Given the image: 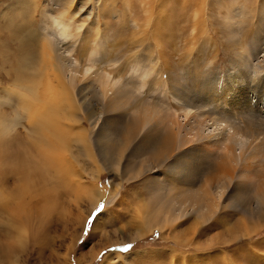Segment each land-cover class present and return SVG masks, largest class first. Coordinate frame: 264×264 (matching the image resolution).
<instances>
[{
	"label": "rangeland",
	"instance_id": "rangeland-1",
	"mask_svg": "<svg viewBox=\"0 0 264 264\" xmlns=\"http://www.w3.org/2000/svg\"><path fill=\"white\" fill-rule=\"evenodd\" d=\"M95 2L96 6H100L99 9L96 8L100 17L79 16V20L83 19L89 26L82 33L74 30L72 33L75 40L73 38L70 40L73 44L72 53L83 56L78 60V70L84 71L92 65L88 77H92V80L86 81L84 86L82 84L75 86L74 94L76 93L75 98L79 95L76 99L79 100L77 104H80L79 113L93 116V120L86 122L84 127L88 133L91 155L94 157L81 156L76 152L84 147V141L75 142L71 137L66 138L79 173L82 172L83 176L80 185L70 186L68 181H62L65 180V176L55 175L58 177L55 178L52 174L56 173L55 170L49 169L47 172V166L40 165L42 161L48 165L49 161L42 156L44 150L42 148L40 150L37 142L30 143L28 138L21 134L16 139L9 138L12 157L16 162L25 163L23 165L26 168L22 171L23 176L25 175L22 180L18 179L20 172H9L11 185L8 192L16 193L17 189L18 195L27 192V196L23 202L19 195L20 201H17L18 204L13 203L12 208L5 209L0 204V264H264V216L258 215L259 205L255 199L257 191L255 189L253 191L250 184L247 186L248 181L244 183L245 187L243 186V189L248 188L247 200L235 201L231 197L233 188L226 189L224 195L220 197V191L214 186L213 190L219 191V195L216 196L213 190L206 191L204 179L217 175L210 174L208 170L216 171L219 159L215 164L212 156L205 159L198 157L194 166L199 170L185 171L186 175L193 179L194 188L202 187L198 204L169 205L173 196H178L180 186L168 180L170 170L168 166L172 165V162L167 161L165 164L169 163L168 166H164L165 152L162 155L159 153L158 137L153 136V139H156L154 146L143 145L144 148L147 147L146 151H143L142 143L139 144V141L142 136H148V133L140 134L139 138L132 141L130 138L128 140V125L132 122L135 109L132 105L118 113L115 124L108 122L102 109L106 108V104H102L101 85L95 79V75H101L103 71L112 72L110 74L114 79L123 77L124 81L122 80L121 84H127L128 81L134 82L135 85L143 83L139 92L135 89L139 96L136 107H142L145 102L160 106L164 108V114L173 113L174 120L182 119L184 103L194 104V108L191 109H198L199 113L207 114V111L211 110L219 116L226 107H229V98L235 93L233 88L243 86L245 90L240 91L249 95H246V98H250L253 107L257 106L260 111L256 110L255 115L257 118L261 115L264 120V96H261L264 95V79H261L263 75L259 76L255 72V65L264 59V51L254 56L252 50L256 42L262 44L264 48V22L257 18L258 9L264 0H95ZM59 3L60 0H0L2 94L7 93L9 97L10 94H23L24 103L28 99L25 92L28 87L25 83H16L12 72L8 73V65H18L24 60L30 61L29 55L33 54L31 46L37 50L36 57L39 59L37 61H40L35 69L31 68L35 70L31 73L36 72L43 75V78L46 75L47 70L42 67L45 50L41 46L44 44L41 14L48 9L55 13L61 12L57 6ZM18 12L19 14L22 12L20 14L22 19L19 18ZM24 19H27L28 24H24L26 21L23 23ZM235 19L240 21V25L233 24ZM22 24L26 26L21 27ZM38 35L41 38L38 39ZM99 39L100 44H97ZM131 42L135 44L132 45ZM142 42L145 45H142ZM24 44H27V47ZM20 46L23 48L19 49ZM96 48L99 54L92 56ZM25 52H28L27 55ZM99 56L101 59L96 61V57ZM139 56L143 58L141 62L138 61ZM240 62L248 63L251 66V73L245 75L249 70L241 67ZM240 73L242 75L238 76ZM246 76L252 83H235L237 77ZM82 89L87 92V94L83 92L85 98L83 93L80 94ZM240 91L237 90V93ZM220 95L224 97L222 106ZM86 102H89V107H86ZM117 102L115 101V105L118 106ZM123 106H126L124 101ZM9 108L4 107L3 112L6 114L13 112V108ZM234 116L238 117L237 114ZM246 117L244 119L238 117L241 128L249 124ZM165 123L163 126L165 129L175 128ZM104 126L114 129L111 128L104 133L101 131ZM54 130L57 133L59 125L54 127ZM259 132L262 133L259 138L263 139L264 130ZM47 137L55 147L52 135L47 133ZM110 157L116 159L115 161L122 160V165L109 167L102 165L103 160ZM35 159L38 161H34ZM154 159H159V162ZM258 167L249 166V169L256 174L257 170L264 169V164H259ZM6 169L8 168L3 166L0 171L4 173ZM17 169L16 171H19ZM51 175L55 178L52 180L53 184L57 182L54 186L51 182L53 177L49 178ZM39 176L41 180L38 179ZM38 180L45 184L40 183L43 190L40 189ZM3 181L4 178H0L1 184ZM25 181L28 182L27 187L22 186ZM37 181L38 185L35 184ZM85 189L94 194L93 200L87 196V191L84 192ZM33 190L40 193L38 198H34L39 202H31L30 194ZM156 193H159V196ZM153 195L158 197H155V202ZM243 195L244 191L241 196ZM41 198L43 201L45 199V203L41 202ZM246 206L255 209L256 215L250 216L245 209ZM150 220L151 225L148 226ZM23 234L24 246L13 252L12 240Z\"/></svg>",
	"mask_w": 264,
	"mask_h": 264
},
{
	"label": "bare ground",
	"instance_id": "bare-ground-1",
	"mask_svg": "<svg viewBox=\"0 0 264 264\" xmlns=\"http://www.w3.org/2000/svg\"><path fill=\"white\" fill-rule=\"evenodd\" d=\"M25 3L27 4V2H25ZM96 3L97 2H95V0H60V3L57 4V6H59V9L61 10V12L59 11L58 13H55V12H53V10H50V9L42 12V14H41L42 15L41 16V19H42L41 22L42 23L41 22L40 23H41L42 34L44 31V36H42L41 34H39V35H41L43 37L44 44L43 45L41 44V46H43V49L45 50V56L47 58V60H45L47 62H45L44 61L45 56L42 54V57L44 56L43 57L44 59L42 60V62H43L42 67L47 70L46 75H44V78H43V75H38L36 72H35V74L31 73V72L35 71V70L33 71L32 69H35V67H37L39 62H40V61H37L38 58L36 57V54L38 52H37V50L35 51L34 46H31V49H30L33 52V54L29 55V58H31L30 61L24 60V62H21V60H20L21 63L18 65L17 64L16 65H12V64L8 65L9 66V72L8 73L12 72L11 74L14 77L15 81H17L16 83H19V84L25 83L26 86L28 87V89L25 90V92L28 94V96H27L28 99L24 103L22 100V98L24 96L23 94H13V95L10 94L11 97H9V95H7V93L2 94V91H0V168L3 166H6L8 168L4 171V173L0 171V178H2V177L4 178V181L2 182V184L0 182V204L2 206H4L5 209L12 208L13 203L18 204L17 201H20V198L24 202V198L27 196V192H22V194L21 193L19 194V195H21L19 198V195L17 194L19 192H17V189H16V193L8 192L10 185H11V178L8 177L9 172L10 171H13V172L15 171L17 173L20 172V175H19L20 177H18V179L20 178V180H22L25 177V175L23 176L24 172H22V171H25L24 168H26L23 165L25 163H21V162L19 163L18 161L16 162V160H14V158L12 157V152L10 151V148H9V147H11V144L9 143L10 139H12V138L16 139V137L19 136V134H21L24 137H27L28 141L30 143L31 142H37L38 145L40 146V150H41V148L44 150L43 153H41L42 156L47 158V162L49 161L48 165L45 164L43 161L40 163V165L42 167L47 166L46 167L47 172L49 169L53 170V171L55 170L56 173L55 172L52 173L54 176L55 175L65 176L66 177L65 180H62V181H68L70 186L71 185H73V186L80 185L81 184L80 180L83 178V176L81 174L82 172L79 173V169L76 165V160L72 157V151L70 150V145L66 141V138L71 137V140H73L75 142L80 141V140L84 141V143H85L84 147L79 149L76 152H79V154H81V156H87V157H91V158L94 157L93 155H91L92 151H91L90 145L88 143L89 142L88 141V133L85 131L86 128L84 127L86 122L93 120V116H91L89 114H84V113H82L83 114L82 115L81 113H79L78 110L80 109L79 108L80 104H77L79 100H76L79 97V95H78V97L76 96L77 98H75L76 93L74 94V87L75 86H77L79 84L83 85V84H85L86 81L92 80V77L88 78L89 74L91 72V69H92V65H90V67H87L84 71L78 70V67H77V66H79L78 60H80V58H82L83 56L81 54L74 55L72 53L73 50L71 49V47L73 46V44L71 43V41H72L71 39L73 38L75 40V38L73 37L74 34L72 33L74 30H79V32L82 33V31L84 29L88 28V26H89L83 19L79 20V18H80L79 16H81V15H85V16L97 15L98 17H100L99 13L96 12V8H98L100 6H96ZM99 4H97V5H99ZM102 7L103 6H101V8ZM22 8H24V6H22ZM102 10L104 11L103 8H102ZM152 10H153V8H152ZM258 10H259V12H258L257 18L260 20V22L263 23L264 22V3L262 4V6ZM13 11H14V9H13ZM22 12H25V11H22ZM22 12H20V14H22ZM28 13H30V12H28ZM13 14H17V13H13ZM13 14H12V17H13ZM18 14H19V12H18ZM20 14L18 15L19 18H20ZM24 15H26V14H24ZM101 15L103 16L102 13H101ZM29 16H28V19H29ZM14 17H15V15H14ZM22 18H20V19H22ZM18 19H16V20H18ZM13 20H15V18ZM26 20L24 19L23 23ZM19 22L21 23L22 20ZM26 23H27V21L24 24H26ZM235 23L236 24L238 23L240 25V21L238 22L236 19L234 20L233 24H235ZM94 25H98V24L94 23ZM16 26L19 27L18 25H16ZM25 26L22 24L21 27H25ZM30 26H29V28H30ZM18 29H20V27ZM27 30L24 29V31H27ZM39 31H41V30H39ZM21 32L23 33V31H21ZM232 34L236 35L234 33H232ZM232 34H231V36H232ZM39 38H41V37L39 36L38 39ZM35 39H36V37H35ZM37 42H36V44H37ZM38 44H39V42H38ZM75 44H76V42H75ZM97 44H100V39L97 41ZM131 44H132V42H131ZM134 44H135V42L132 45H134ZM136 44H138V43L136 42ZM24 45L27 47V44H24ZM65 45H68V47L64 48L63 46H65ZM142 45H145V43L142 42ZM41 46H40V48H41ZM28 47H30V46H28ZM262 47H263L262 44L256 42L254 44V46L252 47L253 48L252 50L255 53L253 55L257 56L262 51H264V48H262ZM21 48H23V46L19 47V49H21ZM97 48H98V45H97ZM97 48L93 51L92 56H96V55L98 56L99 50ZM23 52L24 51H22V54H23ZM39 52H40V50H39ZM249 52H250V50H249ZM27 53H26V55H27ZM242 53H241V55H242ZM247 53H248V51H247ZM75 56H76V58H75ZM26 58H28V57H26ZM99 58L101 59L100 56L96 57V61H99L100 60ZM238 58H241V57H238ZM263 58H264V55H263ZM22 59H24V58H22ZM142 59L143 58L141 56L138 57V61L141 62ZM135 60H137V58ZM240 60L242 61V59H240ZM136 63H137V61H136ZM240 66L245 67V69L249 70V72H246L245 75L251 73V66L248 63L244 64L243 62H240ZM137 67H139V64H137ZM30 70H32V71H30ZM263 70H264V59H262L257 65H255L256 74L259 76L263 75V77L261 79H264V71ZM40 72H43V71H40ZM110 73H112V72H110ZM110 73L102 71L101 75H99V74L95 75V77H96L95 79H97L100 83L99 85H101V95H102V99H103L102 104H106V108H102V109L106 113L107 121L111 122V123L113 122L115 124V122H117V119H118V113L120 114V112L125 111V109L127 107L132 105V106H135V109L133 110L134 115H133L132 122L128 125V130H127L128 140L130 138V140L132 141L135 138H139L140 134H143V133L147 134L148 133L149 134L148 136L147 135L142 136L140 141H139V144L142 143L143 151L144 150L146 151L145 148H147V147L144 148L143 145L149 144L151 146H154V142L156 143V141H155L156 139H153V136L156 135V138L158 137L157 148L160 149L159 153H160V155H162L165 152V155H164L165 160L163 161L164 166H168V164L170 162H172V165L168 166V168H170L169 175H167L169 178L168 180L173 181L175 183H178V185L180 186L179 187L180 191L177 192L178 196L177 197L173 196V199L171 202H169V205H171V206H173V205L184 206L187 204H198V200H200V195H201L200 189H202V187H199L198 189L194 188L193 186H195V185L192 183L193 179L189 178L190 176L188 174L186 175L185 171H187V170L192 171V169H193L196 172L197 170H199V169L195 168V166H194V163H196V159L198 157H203L205 159L206 157L212 156L214 158L215 164L217 163L218 159H219V163L217 164L216 171L208 170V172L210 174H217V175H215V176L211 175V176L206 177L204 179V183L206 185V191H212L214 186H217L216 188H218V190L220 192L218 190H216V191L213 190L212 192H214L215 195L218 194V192H219L220 195L219 194L218 195L220 197H222L224 195V191L226 189L230 190L231 188H233V191H232L233 195L231 197L233 199H235V201H237V199H239L238 201L240 202V200H243V199L247 200L248 199V195H249V192L247 191L248 188L243 189L244 183L246 181H248L247 186H249V184H250V186H252L253 191H254V189L257 191L255 199H256V202L258 203L257 205H259L258 215L261 217L264 216V169L263 170H257L256 174H254V172H252V170L249 169V166H252L255 168L256 166L258 167L259 164H264V138L263 139L259 138V136L262 135V133H260L259 131L264 130L263 129L264 120H263V117L261 115H258V118L255 115L256 110L259 111V109L257 108V106L253 107L254 105L252 104L250 98H248V97L246 98V95H248V94H246V92L240 91V89L245 90V88L243 86H235L233 88L235 93H234V96L229 98L228 103L230 105H229V107H226L224 109V111H222L223 112L222 114H220V115L218 114L219 116H216L217 113H215L214 111H211V110L207 111L208 115L203 113V112L199 113L197 111L198 109H196V110L191 109V108H194L193 107L194 104L189 105L186 103H184V104L182 103L183 104V110H184V113H182L183 117L181 120H174L175 115H173V113H169V112L164 114L163 113L164 108L162 109V107H160V106H157L154 104L151 105L150 103L145 102L142 105V107H140V106L136 107V105L139 102V96H138L136 90L139 92L143 83H141L139 85H135L134 82L130 83V81H128L127 84L126 83L121 84V82L124 78L119 77L118 79H114L112 77L113 75ZM241 75H242L241 73L238 74V76H241ZM237 78L238 79L235 80V83L241 84V83L250 82L248 76H246L245 78H242V77H237ZM236 81H238V82H236ZM250 83H252V81ZM250 83H248V84H250ZM132 87H134V89H132ZM78 89H79V87H78ZM237 90H239L240 92L237 93ZM83 92H85V91L84 90L81 91L80 94H82ZM85 93L87 94V92H85ZM262 93H263V91H262ZM82 95L84 96V97L83 96L82 97L85 98V94L83 93ZM254 96H256V95H254ZM261 96L263 97L264 95H261ZM223 99H224V97L222 95H220V106H222ZM115 101H118L117 104L120 108L117 105H115ZM123 101L126 103L125 107L123 106ZM188 102H189V100H188ZM16 104L18 106H16ZM102 104H101V107H103ZM190 104H192V103L190 102ZM89 106H90L89 102H86V107H89ZM4 107L13 108V112L10 111L11 112L10 114L4 113L3 112ZM82 108H83V106H82ZM179 108L180 107H178V109ZM90 113H92V111ZM234 114L235 115L237 114L238 117H240V118L243 117V119H244V117L247 116L245 119L248 120V123H249V124L247 123L248 126L241 128L239 125V119L240 118L238 119V117H235ZM180 115H181V112H180ZM99 117H100V114H99ZM165 122H167V124H170L171 126H174L175 128L165 129L163 127L166 124ZM122 124H123V122H122ZM58 125H59V130L56 133V131L54 130V127H56ZM105 128L106 127L104 126V127H102V130H101L104 133L113 127H111L110 129H108V128L105 129ZM159 132H164V133H159ZM47 133L52 135V138L55 142V147H53L52 146L53 144L50 143L51 141L48 140ZM21 135H20V137H21ZM125 146H126V144H125ZM35 149H37V148H35ZM31 150H32V148H31ZM124 150H126V149H124ZM130 150L134 151L132 149H130ZM136 151H138V150H136ZM147 152H148V150H147ZM22 153H23V151H22ZM37 155H38V153H37ZM130 156H131V154H130ZM134 156L135 155H133V157ZM30 157H32V156H30ZM75 157H77V156H75ZM180 157H182V158H180ZM36 160L37 159H35L34 161H36ZM115 160L110 157L107 160H103L104 162L102 163V165H105L106 167L115 166V165H118V166L122 165V162H121L122 160H117V161H115ZM158 160H155V161L159 162ZM167 161L169 163L165 164ZM204 163H206V162L204 161ZM16 168H18L17 170H19V171H16ZM133 169H134V167H133ZM162 169H164V168H162ZM260 169H262V167ZM53 175L49 176V178L53 177L51 179V182L53 179L58 178L56 176L54 178ZM45 176H47V174ZM195 177H197V174L195 175ZM28 179H29V177H28ZM38 179L41 180L40 176ZM38 181L35 184L38 185ZM55 181H57V180H55ZM78 181H79V184H78ZM19 183L21 184V182H19ZM27 183L28 182L25 181L24 183H22V186L25 185V187H27ZM32 183H33V181H32ZM32 183H31V185H32ZM40 183H42V182L39 181V186H40ZM55 183H57V182H54V184ZM54 184L52 182L53 186H54ZM43 185H45V184H43ZM43 185H42V187H43ZM184 186L187 188V190H185L186 188H184ZM42 187L40 186V189ZM23 189H24V187H23ZM40 189H38V191ZM162 189H163V187H162ZM36 190L35 191L33 190V192L30 194L32 197V198H30V200L32 199L31 202H39V201H36V199L34 200L35 197L40 196V193ZM42 190H43V188H42ZM45 190L46 189L44 186V191ZM164 190L165 189H163V191ZM236 190H238V191H236ZM85 191H87L86 192L87 196H89L90 199L93 200L94 194L90 193L89 189H85L84 192ZM163 191H161V192L163 193ZM243 191H244L245 197H244V195L241 196ZM156 192H158V191H156ZM153 193H155V192H153ZM158 194L156 193L157 196H159ZM30 195H29V197H30ZM42 195H44V194H42ZM156 195H155V197H156ZM153 197H154V195H153ZM155 197L153 200L154 202H155ZM49 198H51V194H49ZM156 198H158V197H156ZM47 199L48 198H46V200ZM37 200H39V199H37ZM40 200H41V202L45 203V199H44V201L42 198ZM247 202H250V201H247ZM46 203H47V201H46ZM245 209L247 210V213L250 214V216L256 215V213L254 211L255 209L250 208L249 206H246ZM9 220H11V218ZM26 225H27V223H26ZM97 225H98V223H97ZM149 225H151V220L149 221L148 226ZM22 226H23V224H22ZM24 228H26V227H24ZM24 230H26V229H24ZM36 231H38V230H36ZM37 235H39V234H37ZM22 238H25L24 234L21 236L19 235V237H16L12 240L11 243H13V248L11 250L13 252L17 248L19 249V248L24 246L25 241Z\"/></svg>",
	"mask_w": 264,
	"mask_h": 264
}]
</instances>
